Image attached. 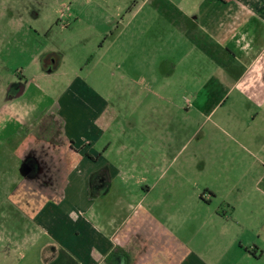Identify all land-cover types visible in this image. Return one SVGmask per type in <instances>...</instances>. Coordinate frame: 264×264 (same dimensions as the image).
<instances>
[{"label":"rangeland","instance_id":"374dc122","mask_svg":"<svg viewBox=\"0 0 264 264\" xmlns=\"http://www.w3.org/2000/svg\"><path fill=\"white\" fill-rule=\"evenodd\" d=\"M177 2L0 0V93L9 85V93H15L21 75L29 85L19 104L34 108L32 86L54 100L70 89L76 98L68 100L64 93L66 113L58 105L38 119L31 113L29 122H51L55 139L60 138V122L74 141L81 136V125L75 122L85 112L78 104H93L94 112L101 105L113 108L117 120L104 136L110 143L114 140L112 155L123 145L126 151L117 161L126 164L131 161L129 145L147 151L145 168H137L141 171H135L129 185L143 179L167 185L204 181L217 192L209 207L191 204L151 211L180 239L182 264H264V182L255 189L243 171L250 161L240 146L257 151L263 144L264 149V71L254 76L259 65L264 69V32L253 48L259 59L241 76L245 64L225 54L219 58L211 53L214 47L192 48L176 37ZM42 70L47 75L42 76ZM1 100L2 94L0 112L8 110ZM2 117L0 113V122ZM111 133L118 137L111 138ZM39 134L47 137L50 132ZM9 140L0 141L1 206L25 166L32 164V159L21 162L11 152ZM164 169L169 170L160 181ZM119 178L114 184L122 193ZM119 193L112 191L106 198L110 201ZM233 207L235 219L229 213ZM0 212L8 227H14L10 215L15 207L4 204ZM9 242L2 238L0 264H34V249L20 255L4 249Z\"/></svg>","mask_w":264,"mask_h":264},{"label":"crops","instance_id":"0c3cea01","mask_svg":"<svg viewBox=\"0 0 264 264\" xmlns=\"http://www.w3.org/2000/svg\"><path fill=\"white\" fill-rule=\"evenodd\" d=\"M263 10L264 0H178L175 13L178 20L174 19L173 28L176 37L192 48L214 47L217 52L211 53L220 54L219 58L225 54L245 64L243 76L259 59L253 48L264 32ZM263 71L261 64L255 78ZM41 75L47 74L42 70ZM21 78L20 75L17 79L21 84L15 93H9L11 85L0 93L4 108L10 107L0 112L3 113L0 141L3 143L10 137L7 143H12L13 149L9 150L21 162L32 159V164L29 168L25 166L27 170L0 204L2 209L8 203L15 207L10 215L14 227H8L5 214L0 212V243L2 238L10 240L4 249L20 255L34 249V264H123L121 253L129 257V264H182L180 239L165 230L151 211L186 205L209 207L217 199L214 187L204 181L201 185H167L148 183L145 179L129 185L137 168H145L147 151L142 145V150L129 145L127 156L131 161L126 164L117 161L118 155L126 151L123 145H118L112 155L114 140L110 143L104 136L117 120L113 108L101 105L94 112L93 104H78L85 112V117L80 114L82 119L75 122L81 125V136L74 141L65 123L60 122V138L55 139L51 122L44 125L29 122L31 113L34 111V118L38 119L42 112L57 105L65 112L68 104L61 105L63 95L75 100L74 91V96L69 89L54 100L34 85V108L27 104L23 108L19 102H24L29 81ZM13 80L14 77L9 82L13 84ZM39 132H50L52 136L44 137ZM116 136L111 133V138ZM75 142L78 146L74 147ZM240 146L244 158L250 161L243 171L250 175L257 190L264 182L263 144L257 151L241 143ZM168 170H162L160 181ZM175 176L183 179L184 174L176 171ZM117 178L124 187L122 193L116 190ZM112 191L119 194L109 201L106 197ZM200 191L202 194L198 195ZM159 212L157 216H161ZM229 213L235 219L236 208H230ZM219 219L225 222L220 216Z\"/></svg>","mask_w":264,"mask_h":264},{"label":"trees","instance_id":"16d2710c","mask_svg":"<svg viewBox=\"0 0 264 264\" xmlns=\"http://www.w3.org/2000/svg\"><path fill=\"white\" fill-rule=\"evenodd\" d=\"M121 257L123 258V264H129V257L125 253H121Z\"/></svg>","mask_w":264,"mask_h":264}]
</instances>
